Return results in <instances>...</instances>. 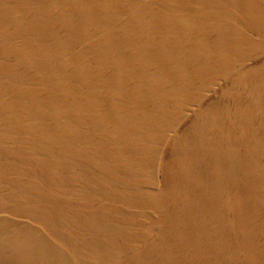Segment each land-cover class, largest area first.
<instances>
[{"label": "rangeland", "instance_id": "obj_1", "mask_svg": "<svg viewBox=\"0 0 264 264\" xmlns=\"http://www.w3.org/2000/svg\"><path fill=\"white\" fill-rule=\"evenodd\" d=\"M0 264H264V0H0Z\"/></svg>", "mask_w": 264, "mask_h": 264}]
</instances>
